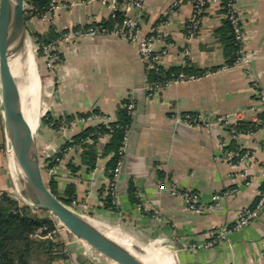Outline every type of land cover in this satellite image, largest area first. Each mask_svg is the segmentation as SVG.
Listing matches in <instances>:
<instances>
[{
  "label": "crops",
  "instance_id": "1",
  "mask_svg": "<svg viewBox=\"0 0 264 264\" xmlns=\"http://www.w3.org/2000/svg\"><path fill=\"white\" fill-rule=\"evenodd\" d=\"M51 1L53 9L26 20L27 41L30 38L36 44L30 34L33 31L48 34L50 40L65 31L101 23L112 14L109 4L102 0ZM217 2L211 0L208 4L194 35L190 33L191 0H145L141 8L130 5L121 10L125 17L138 22L142 35L153 36V48L161 55L160 63L166 70L197 73L198 78L169 83L149 96L146 85L152 74L135 44L119 36L85 34L72 47L66 43L62 46V62L51 71L53 89L49 87L44 111L34 121L46 183L52 176L64 191L68 183L74 182L75 210L122 236L136 250L150 252L160 264H264V207L250 224L233 230L229 240L204 245L213 230L229 226L243 208L254 205L264 174V110L255 103L252 86L255 78L264 90V0L237 1L253 59L250 75L234 62L228 63L226 45L218 32L225 14ZM30 5L25 0V8L30 9ZM40 67L42 76L46 66L42 63ZM125 98L132 99L133 120L116 184L118 203L107 207L108 156L99 157L94 168L83 166L76 173L67 164L69 160L81 162L82 147L68 149L64 158L51 167L46 160L87 126L57 130L41 117L47 112L53 118H74L100 111L106 122L115 121ZM251 105L254 109H250ZM184 113L200 117L198 125L174 118ZM220 117L224 120L218 121ZM250 122L254 124L250 130L237 129L238 124ZM108 139L109 135L100 139L99 151ZM221 140L231 149L251 150L253 159L248 164H230L219 146ZM8 147L0 99V194L7 191L11 198L16 196L22 204L32 205L27 203V196L13 194L17 187L15 162ZM130 183L140 193L135 195L136 200L131 199ZM171 184L198 192L207 203L212 202L214 194L230 189L236 192L226 195L218 208L196 213L180 197L172 195ZM194 244L200 246L193 247ZM69 246L70 259L55 256L49 260L39 254L31 263L68 264L71 260L76 264H116L76 236Z\"/></svg>",
  "mask_w": 264,
  "mask_h": 264
},
{
  "label": "built area",
  "instance_id": "2",
  "mask_svg": "<svg viewBox=\"0 0 264 264\" xmlns=\"http://www.w3.org/2000/svg\"><path fill=\"white\" fill-rule=\"evenodd\" d=\"M102 1L109 4L112 10L111 16L114 17L115 12L118 10H122V7L124 6L134 5L139 8L143 7L145 0H102ZM191 1L193 6V11L190 16V33L191 35H194L199 30L200 24L203 21L208 4L211 2V0H191ZM217 1H218L217 3L220 5L221 8L226 9V11L224 12L225 17L231 20L233 26L234 36L237 46L236 49L237 56L234 60V65L241 67L246 74L250 75L252 73L253 59H252V54L250 53L247 46L248 33L246 28V22L240 15L237 8L238 0H217ZM29 8L32 9L31 12H33V10L35 9L33 5H30ZM53 8L54 6L51 1L48 9H53ZM85 34L119 36L130 41L132 44H135L137 46L139 53L142 56L146 69L149 71H153L159 76V78L151 79L147 83L146 90L149 96H153L154 94H156L158 90L162 89L169 83L184 81L187 79H196L200 76V74L197 73H187L184 71L170 72L168 74L167 73L168 70H166L160 63L161 55L155 52L153 48V41H154L153 36L142 35L140 32V28L138 26V22L128 17H125L122 25H117L112 29H108L106 26L100 24L91 23L84 28L65 31L55 38L39 43L37 48H39L43 52L42 55L46 60L47 66H49L51 70L52 69L54 70L62 61V58L59 55L62 46L66 43L68 46L72 47L75 43H77L78 38ZM252 86L255 95L254 96L255 103L259 104L262 110H264V90L261 89L259 83L257 82V79L255 78L252 79ZM128 108L129 109L133 108V103H130L128 105ZM250 109H254V106L251 105ZM174 118L188 125H198V122L201 119L200 117L193 116L189 113L174 115ZM58 119L61 122V128L76 127V126L85 127L90 125L91 123L94 124L96 122L106 123L105 116L102 113L95 111L83 115H78L74 118H71L70 120H65V118L63 117ZM223 120H224L223 117L218 118V121H223ZM253 126H254L253 122L240 123L238 124L237 129L239 131H245V130L248 131ZM128 138H129V130L126 131L123 145L119 149V159L117 165L114 169L113 175L110 178L108 184V195L112 198V202L114 205L118 203L116 184L122 170L124 151ZM87 140H90L89 136L86 137V139H82L80 142L71 145L69 149H79L81 148L82 144L85 143ZM219 146L224 152V158L232 165L239 163L248 164V162L253 159V154L251 150L243 151V150H239L238 148L231 149L228 147L227 142L224 140H221L219 142ZM8 151L10 153L11 151L10 147H8ZM61 160L62 158H57V162H60ZM161 187L164 188V184H161ZM170 192L172 193V195L180 197L185 202L189 210L196 213H200L206 210L207 208H218L222 203V199L228 194H234L236 192V189L227 190L222 194H214L212 196L211 203L204 202L201 199L200 194L198 192L184 189L178 186L177 184H171ZM135 195L140 196V193L136 191ZM71 207L73 209L75 208V206L74 207L71 206ZM263 207H264V174H263V185L262 188L259 190L258 197L254 205L243 208L240 211L237 219L229 226H225L213 230L211 234L212 237L208 241H206L204 245L210 246L222 241L229 240V234L233 230L242 229L246 225L250 224L253 220H255L259 216ZM154 215L158 217V214L154 213ZM46 229L47 226H43L37 230V233L41 235L42 232L45 231ZM49 237L54 240L52 236ZM197 246L200 245L199 244L193 245V247H197ZM61 250L67 252L65 248H61ZM261 255L264 256V237L261 240ZM68 264H76V263L70 261V263Z\"/></svg>",
  "mask_w": 264,
  "mask_h": 264
},
{
  "label": "trees",
  "instance_id": "3",
  "mask_svg": "<svg viewBox=\"0 0 264 264\" xmlns=\"http://www.w3.org/2000/svg\"><path fill=\"white\" fill-rule=\"evenodd\" d=\"M26 1L35 7L33 12H31L32 9L25 8L27 20L30 15L33 14L38 16L42 15L48 9L51 0ZM222 11L225 12L226 9L222 8ZM124 17L123 12L118 10L115 12L114 17L111 16L109 19L98 24L106 26L108 29H112L117 25H122ZM218 32L220 40L226 45L225 52L228 56V63L233 64L237 56V46L233 26L229 18L225 17ZM31 37L34 42L38 43L46 41L49 36L48 34H41L33 31L31 32ZM176 70L180 69L176 68ZM170 72L171 71H167L168 74ZM150 73L152 74V79L159 78V76L153 71ZM130 103H133L131 98H125L122 100L117 120L87 126L71 137L65 142L61 150L46 158L49 162V166L51 167L56 164L57 158H64L65 152L68 151L71 145L76 144L89 136L90 140H87L81 146L83 149L81 162L75 163L73 160H69L67 165L72 173H76L83 166L87 169L94 168L99 157L108 156L106 171L110 180L119 159V149L123 145L126 131L130 130L132 124L133 108H128ZM96 112L101 113L100 111ZM62 117L65 118V120L71 119L70 116H61L60 118ZM41 119L51 123V125L57 130L61 127L59 119L53 118L49 112L44 114ZM106 135H109V139L100 148L101 151H99L97 145L100 142V139ZM47 185L66 205H75L77 201V192L74 182L68 183L65 190L61 191L58 182L54 180L52 176H49L47 178ZM135 191L136 188L134 184L130 183L129 192L132 200H136L137 198L135 196ZM106 205L107 207H114L110 196L106 198ZM37 210H40L43 213L47 211L42 208H37L34 205L20 204L18 200L12 199L7 191H3L0 194V264H32V257L35 255H47L49 260H52L56 256V254H54V246L56 245V242L47 236V233L51 232L54 228L53 219L45 214H39ZM43 226H47V229L42 232V236L38 235L36 231Z\"/></svg>",
  "mask_w": 264,
  "mask_h": 264
},
{
  "label": "water",
  "instance_id": "4",
  "mask_svg": "<svg viewBox=\"0 0 264 264\" xmlns=\"http://www.w3.org/2000/svg\"><path fill=\"white\" fill-rule=\"evenodd\" d=\"M26 42L25 0H0V99L8 143L27 203L51 212L73 235L117 264H146L92 223L93 220L66 205L47 185L40 166L35 129L22 109L20 86L10 64V57ZM93 264L99 263L93 261Z\"/></svg>",
  "mask_w": 264,
  "mask_h": 264
},
{
  "label": "rangeland",
  "instance_id": "5",
  "mask_svg": "<svg viewBox=\"0 0 264 264\" xmlns=\"http://www.w3.org/2000/svg\"><path fill=\"white\" fill-rule=\"evenodd\" d=\"M27 34H28V32H27ZM27 37H28V35H27ZM28 39L30 41L29 45L31 47V51H32L33 58H34L33 63H34V67H35L34 72H35V76H36L35 85H36V90H37V93H34L30 96V103H32V105H30V106L35 108L36 110L43 107V109L41 110V112H42V111H44V104L43 103L47 97L46 95H47L48 91H50L49 90L50 88H51V90L53 89L52 88L53 87V78L52 77L54 75L51 71H54V70L53 69L51 70V68L49 66H47L46 60L44 59V57L42 55L43 52L39 48H37L38 44L42 43V42H38V43L35 42L36 44H34L30 38H28ZM59 55L63 59L61 51H60ZM42 63H44V65L46 66V74H44L42 72V76H40V73H41V71H40L41 67L40 66L42 65ZM27 84H30V80H28V79H27ZM38 120H39V118L36 121H38ZM7 151H8V149H7ZM15 172H16V168H15ZM15 178H16V186L17 187L15 189L16 193H13V194H22L26 197L27 194L25 192V189L23 187V184H22L19 176L17 175V172L15 175ZM17 188H18V190H17ZM19 203L22 204L21 202H19ZM74 206L75 205H73V207ZM74 209H77L76 206ZM37 212L39 214H42V215L45 214L46 216H49L50 218L53 219L54 228L50 233L49 232L47 233V236H52L56 242V245L54 246V251H55L54 254H56V256H60V257H63L65 259L66 258L70 259L72 251H71V248L69 246V242L71 241V238L75 237V235H73L51 212L45 211V213H43L40 210H37ZM82 215L86 216L87 218H90V216H88L87 214H82ZM36 233H37V231H36ZM38 235H40V234H38ZM61 248H65L67 250V252L62 251ZM138 251H140V250H138ZM40 255L47 257V255H44V254H40ZM32 259H33V257H32ZM70 261H69V263H70Z\"/></svg>",
  "mask_w": 264,
  "mask_h": 264
},
{
  "label": "bare ground",
  "instance_id": "6",
  "mask_svg": "<svg viewBox=\"0 0 264 264\" xmlns=\"http://www.w3.org/2000/svg\"><path fill=\"white\" fill-rule=\"evenodd\" d=\"M10 64L14 76L20 86L22 109L26 115L28 122L30 123L31 128L34 130L36 128L34 121H36L39 118L41 114V110L39 109L36 110L35 108L30 106L32 105V103H30V96L34 93H37V90L35 85L36 76L34 72L35 67L33 63V54L28 41L24 44L22 48L18 49V51H16L10 57ZM27 79L30 80V84H27ZM91 222L97 225L99 228H101V230H103L106 234H108L112 239H114L115 241L126 247L128 250L133 252L138 258H140L146 264H160V261L157 260L158 261L157 262L152 257L150 252L136 250V248H134L129 241L122 239V236L116 235L108 231L107 229L99 226L94 221ZM161 263L165 264L164 262Z\"/></svg>",
  "mask_w": 264,
  "mask_h": 264
}]
</instances>
